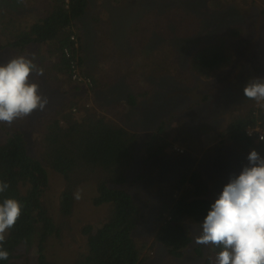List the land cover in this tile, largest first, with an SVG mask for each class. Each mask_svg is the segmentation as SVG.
Masks as SVG:
<instances>
[{
	"label": "trees",
	"instance_id": "1",
	"mask_svg": "<svg viewBox=\"0 0 264 264\" xmlns=\"http://www.w3.org/2000/svg\"><path fill=\"white\" fill-rule=\"evenodd\" d=\"M99 1L68 0L66 3L64 0H0V4L6 5L0 7V37L3 38L0 49L17 50L20 55L28 56V47L31 46L38 51V55H42L39 60L33 58L32 54L35 53H31L32 58L29 59H33V63L43 69V75H34V70L30 81L38 84L42 98H47L46 106L53 109L51 115L43 113L45 115L40 124L35 119L30 129L21 124L24 119L14 121L12 125L0 123V181L9 184V188L0 194V202L5 197H12L22 205L20 217L6 234L3 244L9 257L7 260H0V264H58L59 251L65 252V264L72 257L69 264H154L159 259L166 264L173 259L190 255L186 249L193 238L186 229V225L190 223L187 220L194 216L197 222L203 221L214 202V199L208 197L207 181L200 179L196 171L202 169V166L198 165L193 169L188 165L186 172L190 173L189 176L180 173V176L151 181L158 185V208L151 215L153 218L147 219L151 224L146 225L145 229L149 232L145 235L136 233L144 215L139 205L141 202L132 197L129 189L139 178L147 177L148 172L153 177V168L147 169L151 158L164 157L168 144L167 133L164 131L166 120L156 126L149 138L151 146L145 148L143 156L145 151L142 146H146L148 142H140L137 126L144 129L145 125L152 122L148 117V111L151 112L150 88L140 70H135V74L124 73L127 66L120 68L119 80L111 82L106 93L102 94L103 98L112 94V97L119 98L123 104L127 115L120 122L109 114L111 107L108 103L100 104L94 109L81 101L88 96L93 98L91 105L94 106L100 99L97 97L99 88L108 84L106 80L100 81L103 79L102 75L84 69L85 63L92 66L90 53L84 51L82 56L81 51L70 40V34H74L82 43L81 30L76 21L85 13L95 10L97 20L109 23V14L107 10L100 9ZM131 1L138 4V7L129 13V21L133 13L140 15L132 21L140 19L143 13L144 16L149 14L145 7L146 0H127L116 10L112 19L117 23L116 28L127 29L131 25L130 22L123 25V20L120 21V16L131 11L132 8L127 7ZM196 1L204 3V0ZM208 4L216 7L215 16L219 18L216 20L215 30L226 25L229 14V20L234 18L243 21L242 18H257L258 10L262 9L256 8L253 1L249 6L246 4L248 7L241 6L236 0H210ZM225 7L228 9L223 13L222 9ZM252 26L260 27L258 21L253 22ZM242 27L238 23L235 30H230V34L239 36ZM111 28L109 25V31ZM256 30L255 27V37L253 33L247 37L250 40L245 46V54L258 48ZM120 31L125 32L122 29ZM154 33L160 34L159 29H155ZM134 34L131 35L130 32L129 36L131 35L137 47L127 56L132 58L128 59V66L133 61H141L155 74L161 70L162 65L174 64L177 54L178 60L186 59L188 71L200 72L206 77L215 68L231 61L230 51L221 34L216 40L204 43L197 49H193L192 42L190 46L189 42L184 43L186 39L182 38L181 43L184 45H175L168 50L167 39H149L145 35L138 43ZM147 35L151 33L148 32ZM88 37L92 38L91 35ZM176 38L179 43V38ZM238 42L233 45L235 50L239 46ZM67 48H70L71 56L65 55L64 50ZM144 51L149 56L142 57ZM10 58L6 57L5 63ZM0 62L4 63L2 60ZM72 63L78 64L79 69L91 77L90 85L84 80L72 78L69 73L72 71ZM104 63L108 66L109 60H104ZM113 64H117L116 59L110 64V69ZM245 71L249 72V65L242 66L240 73ZM232 74L233 71L229 75ZM160 89V94L155 99L168 88L162 86ZM81 93L85 96L78 98L76 95ZM241 98L250 100L244 96L243 91ZM250 102L253 103L248 106L242 104L243 107L236 113L237 116H232L226 128L214 135L205 134V138L209 141L215 139L220 146L227 145L222 149L224 151H228V145L232 144L247 154L255 149L264 157V142L249 139L245 134V129L249 126H264V107L259 106L256 101ZM40 111L37 110L30 116L34 119ZM141 115L144 116L143 122L139 119ZM187 125L179 127V130L189 129ZM193 136L200 138L195 133ZM180 138L182 145L189 142L183 139L182 134ZM215 151L205 153L215 156ZM129 152L132 167L128 166L125 171L123 163ZM221 156L224 154L221 153ZM210 167L215 173H219L220 167H226L229 171V167L224 165ZM172 177L175 178L171 179ZM223 179L227 180V177L224 176ZM78 189L83 190L80 200L74 198ZM153 190H156L154 186ZM85 202H91L95 208L107 206V214L101 222H95L87 214H83ZM145 203L150 206L151 198H146ZM153 244L161 245L164 254L153 258ZM204 246L206 245L197 244L194 247L193 257H201L196 259L195 264L201 261L200 264H214L213 255L219 249L212 245L205 247L214 252L211 258Z\"/></svg>",
	"mask_w": 264,
	"mask_h": 264
},
{
	"label": "rangeland",
	"instance_id": "2",
	"mask_svg": "<svg viewBox=\"0 0 264 264\" xmlns=\"http://www.w3.org/2000/svg\"><path fill=\"white\" fill-rule=\"evenodd\" d=\"M126 1L127 0L99 1L101 5L100 9L104 11L107 10L109 14V23L97 20V16L94 14L95 10H92L91 13H85L81 19H77L76 25H78L81 30L82 43H80L75 36L73 45L77 47L78 51H81L80 54L82 56L84 55V51L85 53H90L89 56L92 60V66L85 63L84 69L93 74L102 75L103 79H100L101 82L104 80L108 81L107 85H101L99 88V95L97 97L100 99L98 103H94V106L91 105L93 98H88L87 96V99L81 100L84 104L92 106L95 109L98 108L100 104L108 103L111 107V112L109 114L114 115L120 122L123 116L127 115L126 109H123V104L120 102L119 98L112 97V94L105 98L102 97V94L106 93L111 82L119 80L120 68L127 66V70H125L124 73L131 74H135V70H140L148 80V87L150 88L149 106L151 112L148 111V117L152 120V122L145 125L146 128L144 129H140L137 126L140 142L142 141L143 144L144 141L148 142L146 146H142V150L144 149L145 151L146 147L151 146V140H149L150 136L156 130V126L165 119L164 131L167 133V143L176 144L182 147L184 151L180 154L178 151L172 150L177 153L175 154L164 150V157L156 156L151 158V164L147 166V169L150 170L153 168V177L148 172L147 177L139 178L134 186L132 185L129 189L132 197L136 201L142 203L139 205L141 213L144 215V219L141 221L140 227L136 233L145 235L149 232L145 229L146 225L151 224L147 219L153 218L151 215L156 212V208H158L159 204V197L157 194L158 185L151 181L162 180V177L169 178L173 175L176 177L180 173L189 176L190 173L186 172V166L191 165V168L193 167L194 169L198 165H201L202 169H196V171L199 174V178L205 179L209 185L208 197L215 200L222 191L224 185L229 181L230 174L238 175L242 166L247 165V153L240 151L239 147L229 144L228 147H230V149L224 151L222 149L227 147V145L220 146L218 145L219 142L215 139L214 141H209L208 138H205V134L214 135V133L226 128L230 119L237 116L236 113H238L243 105L248 106L253 103L250 102L253 100L242 99L241 92L251 77H264V12H262L264 0H236L243 7H248L253 1L256 8L260 7L262 9L258 10L259 15L256 14L257 18H242L243 21L234 18L229 20V14V19L225 22L226 25L217 30H215V25H217L216 20L219 18L215 16L216 7L208 4L210 0H204L202 4H199L200 1L196 0H146L147 6L145 5V7L148 8L147 12H149V14H145L144 16L143 13L140 19L132 21L134 17L140 15L139 13H133V16L130 18L131 21H129L128 18L131 15L129 13L135 11V8L138 7V4H133L131 1L127 4V7L132 8L131 11H128V14L125 13L120 16V21L123 20L121 24L126 25L130 22L131 25L127 29L116 28L117 23L112 19L115 16L116 10L123 5V2L126 3ZM2 6L6 7L5 4H0V7ZM227 9L228 7L223 8L222 12L224 13ZM234 12L240 13V11ZM208 18H210L211 21H209ZM255 21L259 22L261 28L259 26H252ZM238 23L243 25L242 33L234 37L230 34V30H235V26L238 25ZM109 25L112 27L111 31H109ZM255 27L257 29L256 34H258V48L255 51L245 54V46L250 40L247 37H250L251 33H253V37H255ZM121 29L125 30V32L122 33V31H120ZM138 29L143 30L145 34L140 31L137 32ZM155 29H159L160 34L154 33ZM130 32L131 35L135 33L134 37H136L138 43L141 42L140 38L145 35L149 39L154 37L167 39V50L174 48L175 45L182 46L186 42H189V46L192 42L193 49H197L204 45V43L216 40L221 34L223 35L222 39H225L224 42L230 51L231 61L227 65L222 64L220 67L215 68L213 73L206 77L200 72L188 71L186 68V59L178 60V54L176 53L177 61L171 65H162L161 70L155 74L150 67L144 66L141 61H133V63L128 66V59L132 60V58H127V56L137 47L132 41L131 35L129 36ZM148 32H150L151 35H147ZM89 35H91V39H89ZM183 35L185 36L182 37ZM175 36L179 38V43H177L178 39ZM182 38L186 39L184 43H181ZM237 42L239 46L237 50H235L233 45H237ZM2 43L3 38L0 37V44ZM28 49L30 53L26 56L27 58H32L31 53H35L34 59L42 57V55H38V51L33 47L29 46ZM67 50L71 53L70 48H67ZM9 54L10 56H8ZM16 55H20L17 50L0 49V60L4 63L6 57L8 59ZM141 56H149V54L144 51ZM106 59L109 60L108 66L104 63ZM115 59L117 60V64H113L110 69V64ZM99 60H102V62L100 63ZM242 63L246 66L249 65V72L245 71L243 74L240 73L242 66H244ZM232 71L234 74L229 75ZM34 75L37 74L34 73ZM32 78V76L29 77V79ZM136 78L139 77L136 76ZM162 86L168 89L164 90L165 92L161 93V95L155 99L154 97L160 94V88ZM76 96L80 98L85 95L81 93ZM52 111L53 109L51 107L45 105L44 110L39 112L36 119L41 122L43 121L42 116L45 115L43 113L46 112L51 115ZM139 119L140 122H143L144 116L141 115ZM34 122L35 120L33 117L28 116L21 124L30 129ZM186 124H188L187 128L189 127V129L185 128V130H179V127H183ZM194 133L198 134L200 138L194 137ZM181 134L183 139L189 140L188 143L186 141V144L182 145L181 138L179 139ZM161 135L164 134L161 133ZM168 144L165 149H169ZM214 149L216 150L214 153L215 156L205 153V151L211 153ZM134 153L136 154V151ZM145 153L146 151L143 156H145ZM221 153H223L224 156H221ZM130 157L131 152L126 154V161L123 163V169L125 171V168H128V166H130V168L132 167ZM135 165H137V163H135ZM214 165L228 166L229 171L226 170V167H220L219 173H215L212 171L211 167L209 168V166ZM184 167L185 170H183ZM169 168L171 169L167 172ZM224 176L227 177V180L223 179ZM153 186L156 190H153ZM174 195L176 194L174 193ZM146 198H151L152 204L150 206L145 203ZM94 210L95 208L91 203L85 202V207L83 209L84 215L87 214L91 219L90 213ZM98 217L99 213H94L95 220ZM187 222L190 223L186 225V229L193 238V241L186 249L187 252L189 250L190 255H186L182 259H173L166 264H195L196 259L201 258L197 255H195L194 258L193 251L194 247L197 245L195 243V236L200 232L202 221L197 222L196 218L193 216L190 217ZM205 247H207V245L204 246V248ZM152 249L154 251L153 258L164 254L163 247L159 244H153ZM205 250L212 258L214 252L209 248H205ZM64 255L65 252H58V264H65L63 261ZM67 255H69V253H67ZM72 258H70L66 264H69ZM213 260H215V254L213 255ZM154 264H163V262L159 259Z\"/></svg>",
	"mask_w": 264,
	"mask_h": 264
},
{
	"label": "clouds",
	"instance_id": "3",
	"mask_svg": "<svg viewBox=\"0 0 264 264\" xmlns=\"http://www.w3.org/2000/svg\"><path fill=\"white\" fill-rule=\"evenodd\" d=\"M70 40L75 41L74 34H70ZM64 52L71 56L67 49ZM32 56L34 58L35 54ZM72 66L69 73L73 74L75 70L91 78L79 69L78 64L72 63ZM34 70L37 75H43V69L25 55H16L6 63H0V123L12 125L36 110H44L47 98H42L38 84L29 79ZM243 94L264 107V77H251L243 88ZM247 161L238 175L230 174L229 181L211 203L200 232L195 236L196 244L219 249L215 253L214 264H264V157L252 149L247 154ZM8 188L7 182L0 181V194ZM82 191L78 189L74 193L76 200L82 198ZM21 207V203L12 197H5L0 202V260L9 257L3 244L6 234L20 217ZM94 213H99L96 220ZM106 214L107 206L100 205L90 216L95 222H101Z\"/></svg>",
	"mask_w": 264,
	"mask_h": 264
},
{
	"label": "built area",
	"instance_id": "4",
	"mask_svg": "<svg viewBox=\"0 0 264 264\" xmlns=\"http://www.w3.org/2000/svg\"><path fill=\"white\" fill-rule=\"evenodd\" d=\"M66 3L68 0H64ZM73 38V36H72ZM72 77L76 80H84L89 85L91 84V78L81 75L77 71H73ZM249 132H251V135H249ZM246 137L255 141L264 142V140H261V137H264V126L263 125H256V126H249L245 129ZM168 148L174 151L182 152L183 149L180 146H177L176 144H168Z\"/></svg>",
	"mask_w": 264,
	"mask_h": 264
},
{
	"label": "crops",
	"instance_id": "5",
	"mask_svg": "<svg viewBox=\"0 0 264 264\" xmlns=\"http://www.w3.org/2000/svg\"><path fill=\"white\" fill-rule=\"evenodd\" d=\"M165 151H169V152H173V153L177 154L176 152H174V151H172V150H169V149H165ZM169 152H168V153H169Z\"/></svg>",
	"mask_w": 264,
	"mask_h": 264
},
{
	"label": "flooded vegetation",
	"instance_id": "6",
	"mask_svg": "<svg viewBox=\"0 0 264 264\" xmlns=\"http://www.w3.org/2000/svg\"><path fill=\"white\" fill-rule=\"evenodd\" d=\"M36 119V117H34V120ZM39 124L41 123V122H38ZM41 133H43L44 131L43 130H39Z\"/></svg>",
	"mask_w": 264,
	"mask_h": 264
}]
</instances>
